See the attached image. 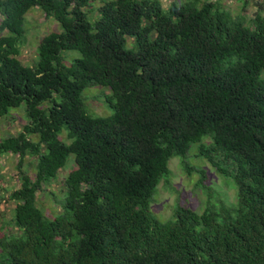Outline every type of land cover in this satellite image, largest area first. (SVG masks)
<instances>
[{"label":"trees","instance_id":"1","mask_svg":"<svg viewBox=\"0 0 264 264\" xmlns=\"http://www.w3.org/2000/svg\"><path fill=\"white\" fill-rule=\"evenodd\" d=\"M95 1L0 0V120L22 106L26 116L0 141L20 181L3 199L15 231L0 237V264H264V15L199 0H101L96 15ZM33 8L60 31L25 66ZM95 86L110 116L89 111ZM193 150L233 184L236 204L200 182L205 210L177 207L162 222L155 193ZM55 182L60 211L47 214L38 194Z\"/></svg>","mask_w":264,"mask_h":264},{"label":"rangeland","instance_id":"2","mask_svg":"<svg viewBox=\"0 0 264 264\" xmlns=\"http://www.w3.org/2000/svg\"><path fill=\"white\" fill-rule=\"evenodd\" d=\"M165 9L175 3H184L189 0H160ZM201 2L211 1L220 2L222 7L229 11L232 16L245 15L247 19L252 18L256 13L260 12L264 15V0H199ZM101 0L93 2L91 5L94 9V14L97 15V9L101 5ZM262 6V7H261ZM90 16V14H89ZM26 30L24 43L18 48L17 58L25 66H33L37 61V49L43 37L52 33L59 32L60 26L53 19L45 16V13L38 8H33L26 15L24 22ZM128 48H134L132 39H128ZM71 57H79L78 52H65ZM64 53V54H65ZM65 63H68L66 61ZM102 87H90L85 90L86 104L89 111L100 117L110 116L113 109L107 101V91ZM106 92V93H105ZM99 97V99L96 98ZM25 107L22 106L18 109L11 110L10 116L0 120V141L1 139L17 136L26 124ZM66 133V130L63 131ZM64 135V134H63ZM62 139L67 141V138L62 136ZM209 139H207V142ZM66 143H70L69 141ZM200 145V144H198ZM19 157L11 155H3L0 157V237L4 232L9 229L15 231L13 228L12 219L14 217V203L11 201H4L11 191L19 188L20 181L17 178V163ZM30 158H27L24 167L31 166ZM74 156H70L68 160V167L60 173L58 181L67 175V173L74 168ZM36 161H34L33 166ZM186 164V167H185ZM188 167V168H187ZM29 174H33L32 167L27 168ZM202 170L206 171V176L201 173ZM171 175L167 180L160 183L152 203V210L158 219L162 222H167L173 218L174 212L177 207H184L191 209L195 212L202 213L206 208L207 195L203 188L199 185L200 182L207 186L212 187V191L219 194V198L225 201L228 205H235L236 189L230 181L225 180L210 166L205 160L198 158L196 150L190 151L187 157L180 161L172 160L170 163ZM205 178V179H204ZM201 184V183H200ZM48 192L40 195L39 206L47 213L59 212V205L56 204L62 200L63 195L60 192V186L57 182L52 183L47 187ZM55 195H51L50 192Z\"/></svg>","mask_w":264,"mask_h":264}]
</instances>
